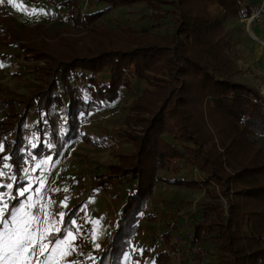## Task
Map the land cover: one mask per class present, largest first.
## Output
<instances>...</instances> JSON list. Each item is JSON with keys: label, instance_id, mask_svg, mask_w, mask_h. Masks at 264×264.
<instances>
[{"label": "trees", "instance_id": "trees-1", "mask_svg": "<svg viewBox=\"0 0 264 264\" xmlns=\"http://www.w3.org/2000/svg\"><path fill=\"white\" fill-rule=\"evenodd\" d=\"M95 1L102 10L82 17L78 0L57 3L80 30L69 41L61 33L45 40L39 30L19 31L8 14L0 13V48L15 45V55L32 66L37 80L25 95L0 86V164L9 180L0 187L7 195L5 216L9 218L26 196L21 164L25 157L51 155L55 162L66 142L88 141L81 133L79 115L115 104L124 91L132 92L134 83L143 81L146 87L134 99L126 120L139 129L123 133L129 154L122 155L118 165L90 174V188L109 191L116 200V220L109 219L113 225L95 253L78 252L75 264H121L138 231L140 213L159 182L205 194L187 232L191 249L197 244L211 252L213 259L207 264H264V150L257 144V137L264 136V94L231 79L220 64L221 20L247 19L255 3ZM133 3L151 9L154 20L168 16L169 35L115 33L95 24L111 9ZM31 33L37 35L30 37ZM54 114L59 124L55 125ZM63 118L66 124L60 123ZM27 120L37 127L34 147L24 141ZM159 172L166 174L157 176ZM72 181L68 176L63 183L71 186ZM81 205L67 203L57 211L64 216L59 231L48 235L47 242L75 229L73 219ZM88 225L85 220L82 227ZM165 228L161 237L174 256L170 233L176 224L167 222ZM169 263L163 248L154 252L152 264Z\"/></svg>", "mask_w": 264, "mask_h": 264}, {"label": "rangeland", "instance_id": "rangeland-1", "mask_svg": "<svg viewBox=\"0 0 264 264\" xmlns=\"http://www.w3.org/2000/svg\"><path fill=\"white\" fill-rule=\"evenodd\" d=\"M78 1L81 17L84 13L97 12L103 8L95 0ZM246 1L255 3L256 6L249 18L221 20L219 30L220 35L223 36V43L220 48L222 51L220 64L223 65L225 74L231 79L250 85L264 94V12H260L262 0ZM58 2L59 0H12V3L9 4L5 0L1 3L0 13L8 14L10 21L19 31L34 29L35 32L39 30L41 33L43 32L45 40H50L52 36L61 33L69 41V37L74 39L80 30L66 18L68 14L64 7L57 6ZM154 19L155 16L151 9L145 7L144 4L133 3L130 6H118L111 9L98 18L95 24L105 25L115 33L123 30L136 33L148 32L158 37L168 36L171 26L169 17H163L160 21ZM69 34L72 35L69 36ZM28 35L32 37L37 34ZM16 53L15 45L0 48V65H2L0 67V86L6 87L18 95H25L33 89L37 80L32 73V66L21 58H17ZM144 87L146 86L143 81L135 82L133 91H124L120 100L115 104L101 108L89 115H79L81 133L86 134L90 142L84 141V139L66 142L59 151L60 156L53 163L51 156L35 159L27 156L21 162L26 181L25 193L36 192V195L33 196L35 199L31 200L28 197L29 200L26 203L28 205L22 207L30 216H36L42 221L40 230L44 242L49 232L58 229L60 213L57 212V208L66 202L72 205L82 202L77 211L78 214L73 219L75 222L73 223L75 227V230L72 231L73 235L63 239L66 243L61 245L55 254L49 251L41 255L40 261L45 260L46 256H51L49 264H69L72 262L75 251L94 254L103 236L108 234L109 228L113 225L109 219L116 220L115 199L110 197L109 191L90 188V174L94 169L99 171L107 165H118L121 161L120 157L129 154L130 144L123 133L137 132L139 129L136 125L127 123L126 120L130 113L129 108ZM53 120L55 125L59 124L57 114L53 115ZM27 121L23 127L24 141L32 143L34 147L37 127L31 120ZM66 122L67 119L63 118L60 123L66 124ZM30 123L34 127H29ZM257 144L264 150V136L257 137ZM7 169L8 167H6ZM0 173L3 172L0 171ZM165 174L166 172H159L157 176H165ZM68 176L73 179L72 185L66 186L63 191L62 182ZM0 177L3 178L1 186L7 185L8 178L4 175ZM76 184L79 185L78 188L75 187ZM124 189L123 187L119 191L120 203L124 198ZM149 196L146 207L140 213L137 222L138 231L131 241L130 247L124 253L121 264H152L154 252L161 248L167 251L168 248L164 245L161 237L162 233L167 232V228H165L167 222L176 224V229L170 233V243L176 247L175 242L180 243L185 240L184 236L190 230L189 223L195 218L200 203L205 201V194L202 190L188 189L163 182L155 184ZM25 197L24 200H26ZM6 202V200L3 202L4 207L1 208H6ZM220 202L223 201L220 200ZM16 210H18L17 207L13 209V211ZM150 216L155 219H149ZM85 220L89 226L83 228ZM45 221L46 223H44ZM76 238L80 242L74 245ZM54 242L51 247L55 246ZM177 248L179 253L177 258L183 264H188L190 257L185 252L183 245H179ZM69 250L71 251L70 255L62 256V253ZM175 257L176 255L170 256L169 264H174L177 260ZM186 259H188L187 263ZM211 259H213L211 252L206 250L203 263L207 264Z\"/></svg>", "mask_w": 264, "mask_h": 264}, {"label": "snow or ice", "instance_id": "snow-or-ice-1", "mask_svg": "<svg viewBox=\"0 0 264 264\" xmlns=\"http://www.w3.org/2000/svg\"><path fill=\"white\" fill-rule=\"evenodd\" d=\"M3 2L5 0H0V3ZM6 2L11 4L12 0H6ZM20 195H23V192ZM4 213L5 209L0 208V264H49L51 256H46L43 261H40L39 257L46 250L55 254L61 245L66 243L62 239L55 240L54 247H51L52 241L45 243L40 230L42 221L36 216H30L23 207L13 211L10 219ZM60 216L63 217L64 213H60ZM72 235V232L67 233L68 237ZM70 254L69 250L62 253V256ZM69 264H75V262H69Z\"/></svg>", "mask_w": 264, "mask_h": 264}, {"label": "built area", "instance_id": "built-area-1", "mask_svg": "<svg viewBox=\"0 0 264 264\" xmlns=\"http://www.w3.org/2000/svg\"><path fill=\"white\" fill-rule=\"evenodd\" d=\"M260 6H261L260 12H264V0L261 1ZM2 167L3 166L0 164V171H3ZM184 237H185V240H182V242L179 243L177 241L174 243L176 245V247L174 246L175 252H176L175 259L177 258L178 254H179L177 247L179 245H183L185 252L188 253V257H190L189 261H188V259H186V263L188 261V264H204L203 261H204L205 255H206V251H205L204 247L196 244V246H194V248L191 249L190 234L187 232V234ZM166 253L169 255V257L171 256V254L169 253L168 250L166 251ZM184 263H185V261H184ZM174 264H183V263L177 258V260L174 262Z\"/></svg>", "mask_w": 264, "mask_h": 264}, {"label": "crops", "instance_id": "crops-1", "mask_svg": "<svg viewBox=\"0 0 264 264\" xmlns=\"http://www.w3.org/2000/svg\"><path fill=\"white\" fill-rule=\"evenodd\" d=\"M2 6V4L0 3V7ZM3 47H5V48H7L8 46H3ZM0 149H1V144H0ZM49 156H51V155H49ZM47 157V156H46ZM51 158H52V156H51ZM50 158V159H51ZM51 161V160H50ZM52 163H53V161H52ZM49 164H50V162H49ZM96 170V169H95ZM4 171H6L5 170V168H4ZM1 176V175H0ZM2 178V177H1ZM63 183V182H62ZM1 184H2V182L0 181V187H1ZM7 184H9V183H7ZM63 185H64V189H63V191H65V187L67 186V184H66V182L65 183H63ZM6 186V185H5ZM78 184L75 186L76 188H78ZM28 195V196H27ZM36 195V192L34 191L33 193H31V194H26V200H24V199H22V203L21 204H19L18 206H17V208L19 209L20 207H22V206H24V205H28V204H26L27 202H28V197H30V199L31 200H33V196H35ZM7 195H6V190L5 191H0V208L1 207H4V203L3 202H5V200H4V198L6 197ZM35 199V198H34ZM70 204L69 202H66L65 204H62L58 209H57V211H62L64 208H65V205L66 204ZM61 208V209H60ZM5 209V208H4ZM16 209V208H15ZM59 223H58V225H57V227H58V229L57 230H55V231H52V232H54V233H56L58 230H59V225H60V214H59ZM108 223H109V221H108ZM109 225V224H108ZM89 226V225H88ZM75 230V229H74ZM74 230H70V231H67L66 232V234L64 235V237L63 238H60V239H66L68 236H67V233L68 232H72V231H74ZM109 230H110V228H109ZM52 232H49L48 234H47V236H46V238H45V242H47V238H48V235H50V234H52ZM106 235V234H105ZM104 235V236H105ZM104 236H103V238H104ZM103 238H102V240H103ZM101 240V243L103 242ZM77 238L74 240V245L75 244H77ZM100 243V244H101ZM100 244H99V246H100ZM98 246V247H99ZM48 253L49 251H45V253ZM82 252V251H81ZM78 254V252L77 251H75V253L73 254V258H72V262L74 261L75 262V257H76V255ZM81 254H83V253H81Z\"/></svg>", "mask_w": 264, "mask_h": 264}, {"label": "bare ground", "instance_id": "bare-ground-1", "mask_svg": "<svg viewBox=\"0 0 264 264\" xmlns=\"http://www.w3.org/2000/svg\"><path fill=\"white\" fill-rule=\"evenodd\" d=\"M253 36V35H252Z\"/></svg>", "mask_w": 264, "mask_h": 264}]
</instances>
